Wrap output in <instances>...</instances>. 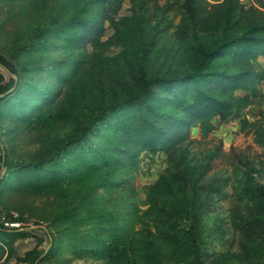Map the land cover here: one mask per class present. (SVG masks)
<instances>
[{
  "label": "trees",
  "instance_id": "trees-1",
  "mask_svg": "<svg viewBox=\"0 0 264 264\" xmlns=\"http://www.w3.org/2000/svg\"><path fill=\"white\" fill-rule=\"evenodd\" d=\"M70 1L77 5L75 13L55 29L48 25L37 27L29 37L32 42L24 45L22 51L35 49L36 41L45 47L42 42L53 32L70 42H78L80 48L95 46L104 35L106 22L117 30L116 16L125 1L142 7L148 0ZM254 2L247 6L240 0L216 3L165 0L163 10L176 11L180 16L176 38L182 42L192 39L196 43L190 51V70L149 75L144 67L149 47L144 46L135 74L138 90L100 103L90 117L76 121L75 134L56 141L48 153L29 160L1 154L0 192L6 189L17 192L30 185L58 191L53 194L54 210L45 228L12 211H0L3 217L0 244L12 251L15 240L32 234L28 225H36L45 230L49 246L33 252V257L20 258L21 262L44 264V259L56 252L57 243L66 245L76 258L121 257L135 236L134 224L142 225L149 219L156 225H173L174 218L164 199L187 193L185 148L194 141L193 128L206 138L215 130V119L221 123L237 119L240 129L250 133L264 150V114L254 121L243 117V112L264 89V0ZM93 7L98 8L97 14H92ZM54 62L47 59L46 64V72L54 78V89L51 86L40 89L26 77L21 79L18 70L11 68L16 77L0 82V114L26 122L35 111L54 102L79 68L80 60L69 58L68 63L61 60L59 66ZM0 65H9L2 55ZM218 151L219 148L214 156ZM143 152L151 156L163 152L170 163V168L149 186L148 207L144 211L134 210V206L128 211L122 207L112 211L101 204L97 198L101 187H115L127 191L128 198L134 196V187L128 180H112L111 176L120 169H132ZM85 175H94V179L86 185L79 184ZM244 192L255 208L264 209L263 186L247 183ZM5 222H17L19 226L11 227ZM189 234L183 236V243L195 248L191 230ZM196 263L194 258L192 264ZM258 264H264V258Z\"/></svg>",
  "mask_w": 264,
  "mask_h": 264
},
{
  "label": "rangeland",
  "instance_id": "rangeland-1",
  "mask_svg": "<svg viewBox=\"0 0 264 264\" xmlns=\"http://www.w3.org/2000/svg\"><path fill=\"white\" fill-rule=\"evenodd\" d=\"M164 2L148 0L137 7L125 1L116 16L117 30L106 22L104 35L95 46L80 48L78 42H70L53 32L42 42L45 47L36 41L35 49L22 51L24 45L32 42L29 37L37 27L48 25L55 29L75 13L77 5L70 0L0 1V55L9 64L0 65V82L16 77L10 70L13 68L21 79L26 77L38 88L54 89V78L46 72L47 59H54L57 66L61 60L67 63L69 58L80 60L79 68L62 87L61 94L42 110L35 111L32 119L15 121L0 114V155L29 160L48 153L56 141L75 134L76 121L90 117L100 103L138 90L135 74L144 46L149 47L144 66L149 75L190 70V51L196 43L192 39L182 42L176 38L180 16L176 11H164ZM242 2L247 6L255 4L254 0ZM91 12L97 14L98 8L93 7ZM262 92L243 112L244 118L254 121L264 114V89ZM213 123L215 130L206 138L201 137L197 128L191 130L194 141L185 148L187 193L164 199L174 218L171 227L156 225L149 219L142 225L134 224L135 236L121 257L76 258L66 245L57 243L56 252L43 263L192 264L196 258V264H258L264 258V209L254 207L244 186L249 183L264 187V150L250 133L240 129L237 119L225 123L215 119ZM169 168L165 153L151 156L143 152L132 169H120L111 176L112 180H128L134 187V196L128 198L127 191L115 187H101L97 198L112 211L118 207L128 211L132 206L134 210L144 211L148 207L149 186ZM93 176L85 175L78 183H91L96 174ZM57 191L41 185L24 186L17 192L6 189L0 192V211H12L45 228L53 214L56 199L53 194ZM31 229L30 236L13 242L12 251L0 244V264H28L20 258L33 257V252L49 246L43 228ZM189 230L195 248L183 243V236L190 235Z\"/></svg>",
  "mask_w": 264,
  "mask_h": 264
},
{
  "label": "built area",
  "instance_id": "built-area-1",
  "mask_svg": "<svg viewBox=\"0 0 264 264\" xmlns=\"http://www.w3.org/2000/svg\"><path fill=\"white\" fill-rule=\"evenodd\" d=\"M241 2H242V0H240ZM244 3V2H243ZM3 217L0 215V219H2ZM5 225H9V226H11V227H18L19 226V223H17V222H5L4 223Z\"/></svg>",
  "mask_w": 264,
  "mask_h": 264
},
{
  "label": "water",
  "instance_id": "water-1",
  "mask_svg": "<svg viewBox=\"0 0 264 264\" xmlns=\"http://www.w3.org/2000/svg\"><path fill=\"white\" fill-rule=\"evenodd\" d=\"M33 227H36V225H31L29 228L31 229V228H33Z\"/></svg>",
  "mask_w": 264,
  "mask_h": 264
}]
</instances>
